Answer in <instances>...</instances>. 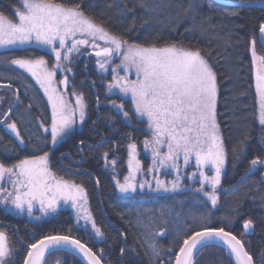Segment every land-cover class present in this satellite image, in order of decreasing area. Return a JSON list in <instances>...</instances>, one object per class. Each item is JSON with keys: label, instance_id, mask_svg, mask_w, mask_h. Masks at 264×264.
Listing matches in <instances>:
<instances>
[{"label": "snow or ice", "instance_id": "snow-or-ice-1", "mask_svg": "<svg viewBox=\"0 0 264 264\" xmlns=\"http://www.w3.org/2000/svg\"><path fill=\"white\" fill-rule=\"evenodd\" d=\"M264 7V0H241V6ZM120 5H123L121 7ZM157 0H134L132 8L127 7L126 0H113L109 8H115V15L124 22L127 12L140 8L146 14L143 24L150 21L162 23L157 19ZM171 6V0H169ZM181 8L180 5L177 6ZM201 7L200 0H188L187 7L181 10L185 18L195 21V14ZM210 7V6H209ZM103 12L97 13L94 4L85 0H20L12 14L0 11V49L14 50L16 48H36L54 56V63L49 68V62L43 56L29 58L0 57V63H8L22 70L8 79H19L23 73L29 74L51 107L50 124L41 123L45 133L50 134V143L57 146L72 134L77 125H83L88 119V105L84 94L72 90L74 105L66 98L69 86V76L74 57L92 55L96 57V69L101 74V83L105 90V99H110L108 105L112 116L109 122L119 118L121 124L128 128L134 125H144V139L137 141L131 132L121 136L127 152L128 175L123 182L116 179V187L121 194H136L145 190L171 196L174 204L181 211L165 212L161 209V221L167 225L170 218L175 225L173 235L169 239L167 258L159 243L160 237H168V229L148 231L140 241L149 264H196V256L203 249L216 247L222 249L229 258V264H257L253 255L247 250L245 243L226 227L235 223L240 215L239 206L232 209V214L225 216L226 223L220 226H210L211 210L195 213L189 211L183 215L185 200L177 199V194L191 193L196 198L194 203L217 208L219 191H226L221 186L224 173L227 150L218 123L219 83L217 72L201 47L193 43L196 33L204 36L208 28L203 23L192 24L184 29L187 39L176 40L172 37L162 38L163 29L150 33L149 37L160 43L145 44L130 41L124 33L109 30L107 21L100 19ZM230 15H238L231 13ZM111 19V17H109ZM177 22L170 27L176 32L182 22L179 14ZM168 28V25H164ZM211 27V25H209ZM135 22L128 25L125 33H131ZM259 44L264 49V22L259 24ZM183 35V34H181ZM232 33L224 41L225 47L230 46ZM257 39L251 40L250 56L255 67V91L258 97V123L264 129V55L256 51ZM82 49H91L84 52ZM118 58V62H115ZM88 65L85 64V69ZM57 71L66 73L56 81ZM2 75V74H0ZM83 83V82H82ZM95 88L96 81H91ZM59 85L64 86L61 91ZM32 85L25 83L24 94ZM33 99H37L33 96ZM97 110H99V95ZM119 100V102H118ZM21 103L20 96L15 95L13 104L9 105L8 113L0 118L3 130L14 136L18 147H27L32 143L29 137L26 143L18 130L15 120L9 122L8 114L14 105ZM128 107H125V105ZM32 104H29V108ZM96 121H93L95 124ZM119 129L112 128L111 132ZM2 139V138H0ZM248 132L237 145L232 148L233 161L244 155L247 147ZM47 142V137H45ZM110 142L109 136H102L97 150ZM81 144L85 141L81 140ZM139 145L144 153H150L151 165L146 172L138 156ZM119 147V143H116ZM50 150L43 154L17 159L6 165L0 159V206L5 212L27 214L34 216V210L39 208L43 216L56 213L64 205H70L76 210V220L91 225V233L95 237H104V233L96 225L88 209V194L85 188L75 182L57 175L50 166ZM15 149L0 143V157L15 155ZM115 155V150L113 151ZM106 163L113 167L117 161H109L108 153L103 155ZM251 168L264 166V159L256 158L250 161ZM142 175V179H138ZM149 176L151 177L149 179ZM172 177L171 179H166ZM245 177H241L243 180ZM98 183V181H97ZM202 197L203 199H200ZM257 197H253L256 199ZM260 207L264 208V194L259 195ZM151 219V217H149ZM191 220L192 223H188ZM143 224V217L138 216L137 226ZM192 224H197L196 228ZM147 227V225H144ZM241 236L253 232L254 221L243 220ZM7 231L0 227V264H15L13 257L16 252L9 243ZM23 244V239H20ZM26 255L22 264H46V254L52 251H64L75 257L82 258L87 264H102L103 252L97 254L80 239L70 234H49L35 242L27 244ZM125 248L120 249L124 254ZM136 251L135 248L132 249ZM259 264H264V252L261 253Z\"/></svg>", "mask_w": 264, "mask_h": 264}, {"label": "trees", "instance_id": "trees-1", "mask_svg": "<svg viewBox=\"0 0 264 264\" xmlns=\"http://www.w3.org/2000/svg\"><path fill=\"white\" fill-rule=\"evenodd\" d=\"M225 1L241 3V0ZM126 2L128 8L133 7L134 0H126ZM85 3L94 4L98 14L104 13L100 19L107 21L105 26L109 30L118 34L124 33L130 41L145 44L160 43V40L154 41L151 38L146 39V37L161 29H163V39L172 37L181 40L189 38L184 29L194 23L197 25L203 23L208 28V32L204 36L197 32L196 36L191 39L197 47H201L205 51V54L210 53L208 59L218 76V123L227 150V167L223 186L226 189L231 188L241 180V177L248 176V178L234 191L223 193L216 209H212L209 202L207 205L194 203L196 198L191 193L177 194V199L186 201L182 210L184 216L189 211L199 213L211 210L210 226L213 227L226 223L224 217L231 215L232 209L239 206L240 215L235 223L226 227V230L232 231L243 240L247 250L259 264L260 255L264 252V208L260 207L259 202V195L264 194V183L261 180L260 172L252 171L247 175L246 173L251 168L250 161L252 159H264V148L260 143V125L258 123L259 103L254 84L255 67L250 56L252 39H257L256 47L264 55V50L259 44V24L264 22V9L226 6L212 0H200L201 7L198 12L189 14L190 16L195 15V21H193L190 18H185L181 10L183 7H187L188 0H171V6H169V0H157L159 5L157 19L162 23L150 21L149 24H143L142 21L146 18V14L140 8H136L134 12H127L124 22L120 23V18L115 15V8L108 7L113 3V0H85ZM178 5L181 8H178ZM17 6H19V0H0V11L8 15H11ZM120 6L123 7V5ZM231 13H238V15H230ZM177 14H179L182 22L176 32H171L169 29L172 24L177 22ZM133 20L135 22L134 30L131 33H125V29ZM164 25L169 27L165 28ZM229 33H232L230 46L225 47L224 41L228 40ZM39 53L31 50H7L0 52V57L29 58L42 54ZM16 73H22V71L14 65L0 63V74H2L0 75V83L15 86L20 91L21 99L24 102V107L15 112L13 119L26 143L29 137H31L32 143L28 144L27 147H18L14 136L0 128V138H2L0 143L14 148L16 153L11 157H0L6 165L20 158L43 154L46 149L50 150V153L53 150L50 136L40 127L41 123L45 126L50 124V105L32 78L26 73H23L19 79H12L11 81L8 79L10 76H15ZM25 83L32 85L28 89L27 96L24 94ZM95 88H97V92L88 82L82 86L92 115H94V108L97 105V95L102 99L99 86ZM33 96H36L37 99H33ZM30 103L32 104L31 108H29ZM99 107H101L100 100ZM125 107L128 105L126 104ZM91 122L88 123L83 133L73 136L70 141L61 145L59 152L57 150L54 153L52 169L57 175L85 188L89 195L96 225L104 233L105 241L98 244L90 237H86L81 230L76 229L73 221L66 220L64 216L35 227L34 232L37 235L32 239V233L23 226L24 223L18 222L16 224L11 216L0 212V226L9 228L8 230L12 233L14 232L13 229L16 230L13 225L18 226V233L14 238L19 243L20 239H23L24 243L19 245L21 257L18 264H22L28 243L35 242V240L49 234H70L72 237L80 239L97 254L102 250L104 264H149V259L145 256L140 241L144 239V234L149 230L155 232L164 228L168 229V237H160L159 243L165 252V258H167V247L175 225L170 218L165 225L161 221L160 212L161 209L165 212L181 211L180 206L174 204L170 194L119 195L116 192L112 177L106 171L103 158L104 153L110 152L125 132H131L138 142L142 141L145 138L143 136L144 125H134L136 130H133V128H128L119 122L118 133L112 134L103 119H97L95 126L90 124ZM245 131L248 132L247 147L244 155L234 164L232 148L238 144ZM102 136H109L110 139L114 137L115 140L104 144L97 150L96 145L99 144ZM45 137H47V142H45ZM81 140L85 143L81 144ZM138 147L140 154H142V145L138 144ZM117 148L122 154V160L125 159V151L120 146ZM58 153L69 154L70 159L64 158L63 164H61L62 162H58ZM142 157L144 158L143 155ZM81 161L82 163L79 165L74 164ZM71 169L73 170L69 171ZM253 197L257 198L253 199ZM200 199L203 198L200 197ZM138 216L143 217L141 226H137ZM249 218L254 221L255 232L253 235L244 238V235L241 236L244 231L243 220ZM188 223L191 224L192 221L189 220ZM192 227L196 228L197 224H192ZM123 235L126 240V250L122 256L120 249L124 247ZM133 248L136 249L135 252L132 251ZM219 250L225 253L222 249Z\"/></svg>", "mask_w": 264, "mask_h": 264}, {"label": "rangeland", "instance_id": "rangeland-1", "mask_svg": "<svg viewBox=\"0 0 264 264\" xmlns=\"http://www.w3.org/2000/svg\"><path fill=\"white\" fill-rule=\"evenodd\" d=\"M19 4H20V0H19ZM14 50H19V51L31 50V51H36V52L42 53V54L39 53L40 55L36 56V57L43 56L46 60H48L49 68H51L53 63H54V56L53 55H51L50 53H46L44 51H41L39 49H36V48L25 47V48H16ZM3 51H7V50L6 49H0V52H3ZM8 51H12V50H8ZM82 51L91 52L92 50L91 49H82ZM256 51H257L258 55H262L258 51L257 47H256ZM115 62H118V58ZM85 64L88 65L87 69H85ZM71 67L73 69V72L67 73V75L69 76V86H68V91L66 93V98L68 99L69 103L72 105H74V103H75L74 97L71 95L73 89H75L77 92L83 93L82 86L85 85V82L86 83L88 82L91 85L90 82L94 80V81H96V85L98 84L97 86H99V90L101 91V95H102V99L100 98L101 107H99V110H97V105H96L94 108V115H92V111L90 110V108L88 106V119L85 121V123L83 125H77L75 131L72 134H70L68 137H66L63 140V142L59 143L57 146H55L53 148L52 152L50 153V166L51 167H53V161L52 160L54 158V153L57 150L59 152V150L61 149L60 148L61 145L70 141L73 138V136H75L76 134L83 133L89 122L92 121L90 124L93 125V121H96L97 119L98 120L103 119L104 123L107 125V127L110 129V131L112 128L118 129V123L120 122L118 117L115 118L114 123L109 122V117L112 116V113L109 111L108 105L110 104V99H117V96H111L110 99H105V90H104L102 83H101V74L96 69V57L92 56V55H84L82 57H74V60H73ZM65 74L66 73L57 71V76L55 78L56 81L58 82L60 79H62ZM27 75L29 77H31L29 74H27ZM32 80L35 82L34 79H32ZM254 84H255V80H254ZM37 86L39 88V85H37ZM58 87L60 88L61 91L64 90L63 85L58 84ZM94 89L96 90L97 88H94ZM40 90L43 93V90L42 89H40ZM97 91L98 90H96L95 92H97ZM45 98L47 100V97H45ZM14 100H15V97L11 94V92H8V91L0 92V118H2L6 113H8L9 105L13 104ZM85 101H86V98H85ZM118 102H119V100H118ZM86 103H87V101H86ZM87 105H88V103H87ZM23 107H24V102L21 99V103L19 105V108H23ZM11 121L12 120H10L9 122H11ZM95 125H96V123L93 126H95ZM114 133H118V132H112V134H114ZM46 134H48L50 136L49 133H46ZM143 136H144V134H143ZM118 142L120 143L119 146L125 151V157L126 158L122 160L121 152L118 150L117 146H114V148L112 150L110 149L111 151L107 152V153L109 156V161L111 159H115L117 161L116 166L113 167L110 162L106 163L105 160H104V162H105V166H106V171L109 173V175L112 177V179H113V176H115L116 179L123 182L124 176L128 175L127 152L123 146L124 143H126V141H120V139H119V141H117V143ZM260 143L264 146V129H262L261 126H260ZM114 150H115V155H113ZM62 155H63L62 153L57 154V156H59L58 157L59 163H60V158L62 157ZM142 155L144 156V158L142 157ZM138 159H140L142 167L144 168V170L146 172L147 168L151 165L150 153H144L142 150V154H139ZM226 167H227V161H226L224 173L222 175V180H221V186L223 189H224L223 179H224ZM254 172L255 173L260 172L261 176H262V174L264 173V167L261 168V167L257 166V168L254 170ZM142 178H143L142 175H138V179H142ZM150 178L151 177L149 176V179ZM171 178L172 177H167L166 179H171ZM113 181L115 183L116 192L119 195H133L132 193H129V194L119 193V191L116 187V180L113 179ZM138 193L157 194V193L149 192L147 190H145L143 192L138 191ZM222 194H223V191L218 190L219 200H220V197ZM218 203H219V201H218ZM87 207H88L89 211L91 212L93 219L95 220L92 209H91V203L89 200V195H88V206ZM0 212L4 215L11 216L15 220L16 224H18V222H21L22 224L24 223L23 226H25V228L28 229L32 233V235H31L32 239H34L37 235L36 232H34V229H36L35 227H39L42 223H46V222H49L50 220L56 219L58 217L61 218V216H64L66 220L73 221L75 223L76 229L81 230L86 235V237H90L91 239H93L98 244L103 243L105 241L104 238L95 237L94 233L90 234V232H91V225L90 224L87 225L88 230L86 231L85 230V222L83 220H80L79 224L77 223L76 210L71 208L70 205L61 204V206L57 209L56 213H52L48 216L41 215V213L39 212V208L37 206V208L34 210V216H40L41 218L39 220H36L34 217H28L27 214L17 215V214H15L14 210L12 212H5L3 206H0ZM10 225H12V224H10ZM0 227H4V226H0ZM13 227H15V229H16V230L13 229V231H14L13 233L10 230H8L9 228L8 229L4 228V229L7 231L8 235H9V238H10L9 243H10L11 247L16 252V255L13 257V259L15 261V264H18L20 261V257H21V250L19 249V245H21V244L14 238L16 233H18V226L13 225ZM254 232L255 231L244 235V238L247 236L253 235ZM103 258H104V256H103ZM46 264H81V263L76 258H74L73 256H71L67 253L58 252V253H54L53 255H51ZM196 264H229V258L221 250H219L217 248H209L206 251L202 252L198 256V258L196 260Z\"/></svg>", "mask_w": 264, "mask_h": 264}, {"label": "water", "instance_id": "water-1", "mask_svg": "<svg viewBox=\"0 0 264 264\" xmlns=\"http://www.w3.org/2000/svg\"><path fill=\"white\" fill-rule=\"evenodd\" d=\"M212 1H214V2H216V3H218V4L226 5V6H237V7H245V8L264 9V7H259V6H252V7H249V6H247V4H245L244 6H241V3H240V2H230V1H225V0H212ZM259 35H260V34H259ZM263 50H264V49H263ZM4 87H6V88H11L9 85H2V84H0V88H4ZM16 94H17V90H16ZM18 94H19V92H18ZM19 96H20V94H19ZM17 107H18V105H14L12 112L8 114V119L11 117V115H12L14 109H16ZM81 163H82V162L77 163V164H81ZM247 178H248V177H245L243 180H240V181H239L234 187H231V188L225 189L226 191H224V192H225V193H228V192H232V191H234V190L237 189L239 186H241V185L247 180ZM262 182L264 183V174H263V176H262ZM103 214H104V212H103ZM113 227H114V226H113ZM123 239H124V248L126 249V240H125L124 235H123ZM86 246H87V245H86ZM208 248H209V247H208ZM205 249H206V248H205ZM205 249H203L202 252H203ZM57 252H64V251H52V252H50L49 254H46V262H47L48 258H49L52 254L57 253ZM202 252H201V253H202ZM64 253H67V252H64ZM201 253H200V254H201ZM68 254H69V253H68ZM200 254H199V255H200ZM70 255H71V254H70ZM199 255L196 256V260H197V258H198ZM72 256H73V255H72ZM122 256H123V254H122ZM74 257H75V256H74ZM75 258H77V259L81 262V259H82V258H78V257H75ZM84 264H87V262L84 261ZM102 264H104L103 261H102Z\"/></svg>", "mask_w": 264, "mask_h": 264}, {"label": "flooded vegetation", "instance_id": "flooded-vegetation-1", "mask_svg": "<svg viewBox=\"0 0 264 264\" xmlns=\"http://www.w3.org/2000/svg\"><path fill=\"white\" fill-rule=\"evenodd\" d=\"M1 84V83H0ZM4 85H6V84H4ZM11 88H0V92H2V91H8V92H11V94L15 97V95H16V90H18L15 86H12V85H9ZM19 91V90H18ZM18 108H19V106L16 108V109H14V111H13V113H12V115H11V117L8 119L9 121L10 120H14L13 119V116L15 115V112L18 110ZM0 128H2V126L0 127ZM112 139V140H111ZM110 139V141L111 142H113L114 140H115V138L114 137H112ZM120 141H121V139H120ZM79 149H80V147H79ZM69 158L70 159V156H69V154H64V155H62V157L60 158V163L61 164H63V159L64 158ZM82 157V156H81ZM75 165H77L76 163H74ZM73 169H71V170H69V171H72Z\"/></svg>", "mask_w": 264, "mask_h": 264}]
</instances>
